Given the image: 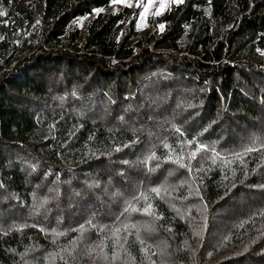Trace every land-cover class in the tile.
Listing matches in <instances>:
<instances>
[{
	"label": "trees",
	"instance_id": "1",
	"mask_svg": "<svg viewBox=\"0 0 264 264\" xmlns=\"http://www.w3.org/2000/svg\"><path fill=\"white\" fill-rule=\"evenodd\" d=\"M0 0V264H264V0Z\"/></svg>",
	"mask_w": 264,
	"mask_h": 264
},
{
	"label": "rangeland",
	"instance_id": "2",
	"mask_svg": "<svg viewBox=\"0 0 264 264\" xmlns=\"http://www.w3.org/2000/svg\"><path fill=\"white\" fill-rule=\"evenodd\" d=\"M182 0H114L108 8H97L93 14L77 19L78 25L85 30L88 21L97 15L100 11H116L125 5L133 8L141 5L142 11L138 20L140 29H153V20H158L163 12L169 7L171 2H179Z\"/></svg>",
	"mask_w": 264,
	"mask_h": 264
}]
</instances>
